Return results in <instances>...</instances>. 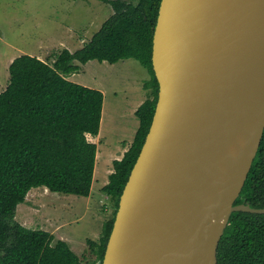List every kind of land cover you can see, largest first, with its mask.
I'll return each instance as SVG.
<instances>
[{"label": "water", "instance_id": "water-1", "mask_svg": "<svg viewBox=\"0 0 264 264\" xmlns=\"http://www.w3.org/2000/svg\"><path fill=\"white\" fill-rule=\"evenodd\" d=\"M151 123L97 264H216L264 129V0H160Z\"/></svg>", "mask_w": 264, "mask_h": 264}, {"label": "trees", "instance_id": "trees-1", "mask_svg": "<svg viewBox=\"0 0 264 264\" xmlns=\"http://www.w3.org/2000/svg\"><path fill=\"white\" fill-rule=\"evenodd\" d=\"M113 13L88 42L74 52L63 48L52 63L28 54L8 65L9 79L0 91V264H84L68 244L52 241L44 229L25 227L15 211L31 188L87 197L95 162V144L86 134L98 133L103 94L67 77L90 60L115 63L133 58L150 73L144 83L147 98L134 114L133 140L101 190L118 206L148 132L157 100L158 84L151 66L152 35L160 0H100ZM77 61V64L73 63ZM264 133L243 187L234 203L264 208ZM114 214L103 222L93 246L101 260ZM216 264H264V214L233 212L221 236Z\"/></svg>", "mask_w": 264, "mask_h": 264}, {"label": "rangeland", "instance_id": "rangeland-1", "mask_svg": "<svg viewBox=\"0 0 264 264\" xmlns=\"http://www.w3.org/2000/svg\"><path fill=\"white\" fill-rule=\"evenodd\" d=\"M112 13L110 4L100 0H0V91L8 84V65L15 57L28 54L51 64L63 48L74 52L88 42ZM150 76L133 58L79 64L68 79L103 90L105 100L101 131L86 134L95 148L98 143L89 195L51 192L39 186L31 188L16 207V221L48 231L52 241L64 240L84 264L96 261L88 240L97 242L103 222L114 214L113 199L100 186L112 170L111 159H118L133 140L138 126L134 112L149 95L144 83ZM120 147L123 151L118 156L104 158Z\"/></svg>", "mask_w": 264, "mask_h": 264}, {"label": "crops", "instance_id": "crops-1", "mask_svg": "<svg viewBox=\"0 0 264 264\" xmlns=\"http://www.w3.org/2000/svg\"><path fill=\"white\" fill-rule=\"evenodd\" d=\"M67 78H68V77H67ZM69 80H70V79H69ZM100 91L102 92L103 97H104V91H103V90H100ZM104 107H105V100L103 99L102 108H101L102 111H101V114H100L101 117H100V125H99V128H100V129H99V131H101V127H102V126H101V122H102V118H103L102 115H103ZM102 135H103V133H102ZM102 139H103V138H102ZM97 145H98V143H96V153H95V162H94V166H95V167H94V170H93V177H92V180L94 179V175H95V172H96V169H95V168H96V160H97V158H98V157H97V149H98V146H97ZM128 147H129V146H128ZM99 148H101V147H99ZM103 150H104V149H103ZM103 150H102V151H103ZM121 150H122V148L120 147V148H118V151H112V152H109L108 154H105L104 158H106V159L108 158V159H109V158H111V155H114V156H115V155H117L118 152L121 151ZM126 150H127V149H126ZM126 150H125V151H126ZM122 151H123V150H122ZM125 151H123V153H124ZM98 153L100 154V151H99ZM123 153H122V154L119 153L120 156H119L118 159H120V158L122 157ZM117 156H118V155H117ZM114 159H116V158H114ZM114 159H111L110 163H112V161H113ZM112 171H113V167H112V170H111L109 173H107V175H106V179H105V180L103 179V183H102V185L100 186V188H101L103 185H105V184L107 183L106 180L108 181V175H109ZM99 180H100V179H99ZM97 182H98V181H97ZM44 188H45V187H44Z\"/></svg>", "mask_w": 264, "mask_h": 264}, {"label": "flooded vegetation", "instance_id": "flooded-vegetation-1", "mask_svg": "<svg viewBox=\"0 0 264 264\" xmlns=\"http://www.w3.org/2000/svg\"><path fill=\"white\" fill-rule=\"evenodd\" d=\"M263 133H264V129H263ZM262 135H263V134H262ZM261 138H262V137H261ZM259 145H260V144H259ZM256 158H258V150H257V152H256V155H255L253 161L256 160ZM260 158L264 159V155H262ZM253 161H252V163H253ZM251 165H252V164H251ZM240 203H243V202H240ZM244 203H249V202H244ZM249 204H250V203H249Z\"/></svg>", "mask_w": 264, "mask_h": 264}]
</instances>
